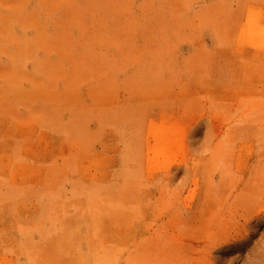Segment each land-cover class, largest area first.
Wrapping results in <instances>:
<instances>
[{
	"label": "rangeland",
	"instance_id": "1",
	"mask_svg": "<svg viewBox=\"0 0 264 264\" xmlns=\"http://www.w3.org/2000/svg\"><path fill=\"white\" fill-rule=\"evenodd\" d=\"M0 264H264V0H0Z\"/></svg>",
	"mask_w": 264,
	"mask_h": 264
}]
</instances>
